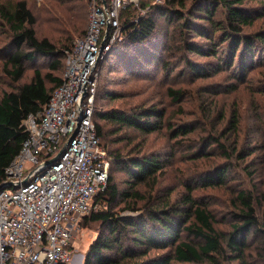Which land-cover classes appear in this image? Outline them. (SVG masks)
Wrapping results in <instances>:
<instances>
[{"label": "trees", "instance_id": "obj_1", "mask_svg": "<svg viewBox=\"0 0 264 264\" xmlns=\"http://www.w3.org/2000/svg\"><path fill=\"white\" fill-rule=\"evenodd\" d=\"M89 1L42 0L36 13L29 0H0V26L9 31L3 69L13 83L0 96V185L29 135L25 119L39 118L63 83L66 55L87 30ZM152 1L123 13L122 36L100 63L99 80L111 58L110 66L144 78L169 74L182 63L181 74L193 78L230 71L233 81L205 86L209 97L201 101L205 106L213 97L220 120L194 137L185 155L221 159L198 164L187 174L186 190L173 196L176 188L161 182L171 154L152 149L147 137L165 129L182 145L200 120L171 121L156 103L100 108L99 100L123 94L99 91L98 84L93 121L107 153L108 179L82 216L83 225L94 223L97 231L82 264H264V24L251 29L264 16V0ZM193 53L208 59L196 60ZM29 69L31 78L22 81ZM167 93L178 102L188 96L184 88ZM229 94L240 96L227 112L218 96ZM233 178L240 184L223 229L210 198L192 183L227 187Z\"/></svg>", "mask_w": 264, "mask_h": 264}, {"label": "built area", "instance_id": "obj_2", "mask_svg": "<svg viewBox=\"0 0 264 264\" xmlns=\"http://www.w3.org/2000/svg\"><path fill=\"white\" fill-rule=\"evenodd\" d=\"M140 2L89 1L87 30L66 55L63 83L39 118L25 119L29 135L7 168L16 185L0 190V264L74 262V228L108 179L93 121L100 63L122 36L123 13Z\"/></svg>", "mask_w": 264, "mask_h": 264}, {"label": "rangeland", "instance_id": "obj_3", "mask_svg": "<svg viewBox=\"0 0 264 264\" xmlns=\"http://www.w3.org/2000/svg\"><path fill=\"white\" fill-rule=\"evenodd\" d=\"M41 1L42 0H29V5L36 13L39 11L38 8L41 7ZM152 2L160 1L153 0ZM251 3L255 4L256 2L251 1ZM144 12L145 11H142V13ZM263 24L264 16L259 18L256 21L255 26L251 29H255L256 26L259 28ZM39 25L40 24H38L39 34H44V32L40 30V28L44 27ZM170 29L172 30V27ZM162 30H164L163 27ZM46 32L47 29L45 30V33ZM77 38L78 36L76 39ZM8 40V27L0 26V96L4 90H8L13 87L12 81L8 78L5 70L3 69L7 49L2 52V48L5 47L4 45ZM166 56H168V54H166ZM191 56L199 61L208 59V57L201 56L196 53L191 54ZM172 59H175V56L172 57ZM111 60H107L103 65L102 75L98 83V90L108 89L111 91H118L123 94V96L116 99L99 100L98 103L100 108L126 106L130 104L156 103L160 107L166 109V118L171 121L185 122L190 119L200 120V125L194 131L189 132L186 142L182 145H178V143L175 142L176 140L166 133L165 129L151 133L147 137L149 144L153 146L152 149L163 151L165 157H168V155L171 154L165 167L166 170L163 172L164 175L162 177H165L161 180V182L162 185L175 187L176 191L173 192V196H175L179 191L181 192L186 190L185 180L188 177L187 174H189L191 170L195 169L198 164L209 166L221 159L220 156H217L215 159L192 160L185 155L188 152L187 147L190 141L194 139V137H200L211 132L214 129V126L218 125L220 120L219 107L211 103V98L213 97L209 98L205 102V106L201 101L203 97H209L205 86L210 83L215 85L217 82L229 83L233 81L231 72L223 70L207 77L193 78L190 74H181L180 71L185 65L182 63L169 74H165V72L161 70L157 74H154L151 78H144L143 76L133 75L132 73L130 74V72L126 71L122 67H118L116 65L110 66ZM58 73L61 74V70ZM31 75L32 71L29 69L22 81L29 80ZM169 87L176 89L184 88L188 91V96L182 102L175 101L167 93V89ZM236 95L240 96L239 94H229L228 97L225 95L218 96L219 105H222V107L226 106L228 112L231 103L236 98ZM243 134H249V124H246V126L243 127ZM238 171L239 170L235 171L234 175L241 173ZM238 181L239 180L236 178L231 179L227 187L205 186L202 184H198L196 186V183H192L194 184L193 186L195 187L196 193L206 194L207 199L208 197L210 198L211 207L216 217L219 219V224L217 226L223 229H227L229 227L227 222L229 216H227V212L232 207L230 199L232 193H234V189L240 184ZM243 183V185L247 187L252 184L249 178H246ZM82 218L83 217H80L78 219V226L76 225L74 228L75 239L73 247L75 249V257L74 262L71 264L83 263V261L82 263H79L76 259L79 256L84 258L90 243L97 235V231L95 230L96 224L91 223L89 226H84Z\"/></svg>", "mask_w": 264, "mask_h": 264}, {"label": "water", "instance_id": "obj_4", "mask_svg": "<svg viewBox=\"0 0 264 264\" xmlns=\"http://www.w3.org/2000/svg\"><path fill=\"white\" fill-rule=\"evenodd\" d=\"M105 57H106V55H105ZM63 152H64V148L62 149V151L54 159L50 160L49 162H52L53 160L57 159L59 156H61L63 154ZM13 185L15 186L16 183H14L12 181H5L4 183H2L0 185V190H2L4 188H7V187H10V186H13Z\"/></svg>", "mask_w": 264, "mask_h": 264}, {"label": "crops", "instance_id": "obj_5", "mask_svg": "<svg viewBox=\"0 0 264 264\" xmlns=\"http://www.w3.org/2000/svg\"><path fill=\"white\" fill-rule=\"evenodd\" d=\"M82 259V260H81ZM79 263L83 261V257L82 256H79L77 259H76Z\"/></svg>", "mask_w": 264, "mask_h": 264}]
</instances>
